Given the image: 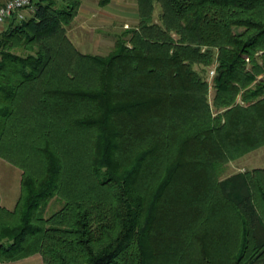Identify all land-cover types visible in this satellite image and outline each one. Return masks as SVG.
<instances>
[{"label": "trees", "instance_id": "trees-1", "mask_svg": "<svg viewBox=\"0 0 264 264\" xmlns=\"http://www.w3.org/2000/svg\"><path fill=\"white\" fill-rule=\"evenodd\" d=\"M135 1L105 55L67 36L81 0L0 31V263H264V168L220 178L264 146V0Z\"/></svg>", "mask_w": 264, "mask_h": 264}, {"label": "rangeland", "instance_id": "rangeland-1", "mask_svg": "<svg viewBox=\"0 0 264 264\" xmlns=\"http://www.w3.org/2000/svg\"><path fill=\"white\" fill-rule=\"evenodd\" d=\"M89 2H96V0H89ZM115 9L120 11V9H124V12L127 14L122 15L119 13L114 18L113 25L107 24V20H96L90 22H78L74 20L71 22L69 26H67V36L72 41V43L77 44V40H81L85 45L82 50L86 53L90 54H100L105 55L110 50H112L113 46H110L111 43H114L116 38L122 34V32L135 25L137 22L134 20V17L131 14L133 11L131 9V3L125 2V5L114 2ZM160 13V9L156 6L153 17L155 20L158 19V15ZM79 25V28H77ZM71 29H73L71 31ZM109 40V42L107 41ZM110 44V45H109ZM194 68L201 73V75L208 81L209 87V101L211 102L213 96V89L211 87L213 74L211 73L214 70V64H212L208 68H202L200 65H195ZM254 167L264 168V146L251 151L250 153L234 160L229 163L222 171L220 178H224L230 176L234 173L244 172L252 170ZM20 170L13 166L12 164L0 159V193L5 194L3 192V188L10 191V195L17 192V189H20L19 184ZM3 206H6L4 204ZM60 207V203L55 199H52L49 202V205L45 209L44 215L48 216L53 211L57 210ZM17 264H42V259L40 255L36 254L33 256H29L23 259L18 260Z\"/></svg>", "mask_w": 264, "mask_h": 264}, {"label": "crops", "instance_id": "crops-1", "mask_svg": "<svg viewBox=\"0 0 264 264\" xmlns=\"http://www.w3.org/2000/svg\"><path fill=\"white\" fill-rule=\"evenodd\" d=\"M6 1L7 0H0V5L4 4ZM114 2L120 3L122 5H125V2L131 3L130 7L133 11L131 14H133L132 16L134 17V20H136V22H137L138 13L136 10V1L135 0H112L109 4H107L106 6H103V7H100L98 5V0H96V2H89V0H81V5L78 9V13L75 16L74 20H77L80 23V22H90V21L96 20V18H98L99 20H103V21L107 20V22L106 21H104V22H106L107 24H110L112 26L115 16H117L119 13L121 14V16L127 14V12H124V9H120V11H118L119 9L116 10L115 6H114ZM8 25H9V22H6L4 25H2L0 27V31L4 30ZM77 28H79V25ZM72 30L73 29H71V31ZM107 41L109 42L108 39H107ZM76 43L77 44H75V42H74L75 47L79 51L86 53L85 51L82 50V47L84 48L85 44L80 39L77 40ZM113 45H114V43H111L110 46H113ZM96 54H98V53H96ZM254 168H261V167H254ZM20 175H21V171H20ZM19 184H20V177H19ZM19 191H20V189H17V192H19ZM3 192H5L4 195L0 193V205L2 207H5L6 209H9V210L13 209V207H14L17 199H18L19 193H17V194L15 193V195H13V194L10 195V191L6 190L5 188H3ZM4 204H6V206H3ZM17 262L18 261L14 262V264H17ZM0 264H3V263H0Z\"/></svg>", "mask_w": 264, "mask_h": 264}, {"label": "built area", "instance_id": "built-area-1", "mask_svg": "<svg viewBox=\"0 0 264 264\" xmlns=\"http://www.w3.org/2000/svg\"><path fill=\"white\" fill-rule=\"evenodd\" d=\"M35 0H7L0 5V27L6 22L22 21L33 11ZM214 75V70L211 71Z\"/></svg>", "mask_w": 264, "mask_h": 264}]
</instances>
